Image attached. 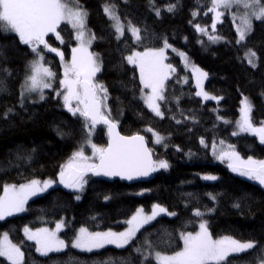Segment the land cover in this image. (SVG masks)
I'll use <instances>...</instances> for the list:
<instances>
[{"label":"trees","instance_id":"1","mask_svg":"<svg viewBox=\"0 0 264 264\" xmlns=\"http://www.w3.org/2000/svg\"><path fill=\"white\" fill-rule=\"evenodd\" d=\"M78 3L87 12L88 28L95 35L91 51L101 65L95 79L107 88L105 113H110L109 119L122 136L145 137L153 161H166L168 167L153 171L150 181L137 184L106 182L93 178L89 172L81 192L52 188L29 200L23 213L0 220V235L7 233L20 246L24 264H156L152 258L155 251L167 255L179 251L181 232H196L199 223L206 221L213 238L230 236L241 242H255L253 249L229 256L230 264L262 263L264 188L233 174L211 156L210 147L223 141L242 157L264 159V144L257 136L247 132L232 135L238 131L245 97L252 105L253 125L264 122V20H252V31L238 44L228 13L220 18L213 32V13L207 12L210 0H154L153 4L149 0H78ZM106 4L114 6L122 22L140 29V41L135 42L126 32L117 40L103 11ZM172 4L175 9L168 12L167 7ZM156 8L160 9L159 17ZM194 12L198 13L195 17ZM231 12L236 19L240 15L239 10ZM196 24L206 29L207 34L198 32ZM58 31L62 44L55 41L54 35L46 40L68 60L75 44L72 31L63 24ZM209 35L219 38L213 41ZM165 40L170 45L166 49L167 61L175 72L166 82L163 93L166 99L160 102L163 116L159 118L145 107L138 72L125 58L134 51L163 48ZM248 49L256 52L255 68L244 59ZM0 51L4 54L0 56V69L11 73L9 76L0 71V79L4 81L0 90L2 196L5 185L20 186L33 179L57 180L63 165L81 146L92 140L97 147H106L107 136L104 127H95L89 135L85 119L79 114L73 116L51 94L40 102L29 99L23 92V84L34 54L18 37L0 31ZM178 53L187 55L207 73L205 91L222 99L203 102L195 95L191 75L182 66ZM43 57L44 64L60 78L59 56L48 52ZM149 128L153 131H147ZM153 132L163 137L162 143L155 142ZM205 176L216 179H204ZM154 205L176 215H158L124 248L106 246L88 252L70 246L81 227L90 232H121L138 209L149 211ZM195 210L202 215L195 216ZM60 221H64L60 238L68 245L61 252L41 256L22 233L25 227H53ZM145 256L149 259L145 260ZM0 264L10 262L0 257Z\"/></svg>","mask_w":264,"mask_h":264},{"label":"snow or ice","instance_id":"2","mask_svg":"<svg viewBox=\"0 0 264 264\" xmlns=\"http://www.w3.org/2000/svg\"><path fill=\"white\" fill-rule=\"evenodd\" d=\"M150 4L154 0H149ZM210 7L207 12L214 13L211 28L216 31V24L220 22V18L225 15L220 9H231L233 7L243 8L245 11L239 17L240 24L237 26L238 40L241 43L245 40L246 35L252 31V19L264 20V0H210ZM114 6L105 5L104 11L110 20H114L115 31L118 34L117 40L124 35V25L120 23V17L113 10ZM175 5L167 7L168 12H172ZM205 12V15L207 14ZM155 14L160 16V9H155ZM198 13L194 12L195 17ZM87 12L84 11L78 3V0H0V31L12 33L21 44L29 46L31 51L39 58L31 64L32 74L28 76L23 85L27 92L41 91V99H44L42 90L50 88L51 83L48 81L55 76L48 67H45L42 61L43 55L39 51L40 46L43 49L56 53L64 62V54L57 48L49 45L45 39L50 33L63 43L61 34L57 29L62 23L70 24L76 29V39L80 42L79 47L72 49V59L69 63H63V79L60 85L63 90L58 91L57 96L63 97L65 108L73 116L79 114L86 121L85 126L89 128V135L95 129L98 123L108 125L109 143L107 147H97V145L88 141L92 148V156L85 155L83 148L77 150L69 162L63 166L59 174V182L65 187L81 190L83 184L86 183L84 177L91 172L96 176H119L122 179L132 180L140 176H147L150 172L159 168H167L166 161L154 162L151 157V150L146 147L144 137L141 135L122 136L115 131L116 124L109 119L110 113H105L108 99L107 88L95 79L96 74L101 71V65L96 55L88 50L91 41L95 39L92 34L86 39V17ZM234 20L236 17L233 18ZM198 32L207 34V30L199 24L195 25ZM129 31L136 41H140V29L129 24ZM219 37L209 35L210 40H217ZM170 45L165 40L163 48L146 49L145 51H134L125 59L129 65L138 68L140 74V83L143 89H149L150 92L142 97L147 107L156 115L163 116L160 105L157 101H164L165 81L170 78V74L175 72V68L171 64H166L165 49ZM0 51V56H3ZM180 55L183 56V53ZM256 52L248 49L244 59L247 63L255 68ZM11 75L7 69H0ZM199 73L196 77V87L198 91L196 96L202 97L204 101L219 99L211 96L204 91L202 80L207 78V73L195 69ZM186 82V80H185ZM4 81L0 79V90H3ZM24 93H21L23 97ZM240 109L241 118L237 122L238 131H233L232 135H238L242 132L250 133L259 138L261 144H264V122L261 126H254L251 121L252 105L248 98L242 100ZM11 111V110H9ZM180 121H177L179 123ZM228 123V121H225ZM147 131L152 132L151 128ZM155 142L162 143L163 137L153 132ZM204 144V141L201 140ZM221 144L224 142L221 141ZM208 145H205L207 147ZM215 152V145L212 146ZM231 147V146H229ZM230 159L228 167L237 172L241 176H246L250 180L257 181L264 186V160H254L251 157L244 160L241 159L234 151L231 153L221 151L217 156L218 159ZM98 160V163L96 162ZM204 179L214 180V176H205ZM53 181L31 180L27 184L5 185L3 196H0V220H4L8 216L25 211V204L31 196L51 187ZM215 199V197H211ZM76 199H80L79 196ZM239 207V205H236ZM161 213L174 216V212L169 213L167 209L154 205L151 214H145L143 209L138 210L131 219L127 220L128 228L123 232H90L87 228L81 227L79 234L71 242V247L80 249L81 251L91 252L95 249H101L105 245H115L117 248H124L131 243L140 229L149 222L156 219ZM195 216L200 217L202 213L195 210ZM64 227L63 222L56 224L55 230L41 228L32 231L24 228V234L28 240L34 241L36 251L41 256H48L52 252L63 251L68 245L63 239L57 235ZM180 239L183 247L179 251L171 255L162 254L155 251L154 256L156 264H230L228 257L232 253H239L248 249H253L255 242H241L230 236H224L214 239L210 233L207 222L199 223V231L181 232ZM147 243V241H146ZM149 247L151 245L149 244ZM137 252L141 249L137 248ZM0 257L7 259L10 264H24V253L21 248L13 244L8 234L4 233L0 238ZM149 259L148 256L144 257ZM264 264V260H262Z\"/></svg>","mask_w":264,"mask_h":264},{"label":"rangeland","instance_id":"3","mask_svg":"<svg viewBox=\"0 0 264 264\" xmlns=\"http://www.w3.org/2000/svg\"><path fill=\"white\" fill-rule=\"evenodd\" d=\"M105 7V6H104ZM104 7H103V11H104ZM113 10L115 11V13H116V10H115V8L113 7ZM221 11H223L224 13H225V15L228 13V14H230L231 15V18H232V21L234 22V28H235V32H236V34H237V37H238V33H237V26L240 24V20H239V17L243 14V12L245 11L244 9V11H242V10H240V8H237V7H235L234 9L233 8H231V9H220ZM238 11L239 10V16H238V18L237 19H233L234 17H235V13H233V12H231V11ZM104 13H105V11H104ZM117 14V13H116ZM106 15V14H105ZM214 13H213V18H214ZM106 17L108 18V16L106 15ZM108 20L110 21V25H111V28L114 30V32L116 33V31H115V27H114V24L116 23L114 20H110L109 18H108ZM252 20H254V18L252 19ZM256 21V20H255ZM120 23L121 24H123L124 25V33L126 32V33H128L132 38H133V40L136 42V40H135V38L131 35V32L129 31V24H126V23H124V22H122L121 20H120ZM63 25H66L71 31H72V35H73V38H74V41H75V44H74V46H73V48H77V47H79V41L76 39V29H73L72 28V26L70 25V24H66V23H62ZM61 24V25H62ZM86 39H88V38H90V36L92 35L91 34V32H90V30H89V28H88V25H87V17H86ZM57 31H58V29H57ZM117 34V33H116ZM49 35H54V34H49ZM48 35V36H49ZM118 35V34H117ZM47 36V37H48ZM46 37V38H47ZM45 38V39H46ZM239 38V37H238ZM54 39H55V41L57 42V43H60V41L59 40H57L56 38H55V35H54ZM62 44V43H61ZM92 44H93V40L91 41V44L88 46V50L90 51V52H92L91 51V46H92ZM72 48V49H73ZM39 51L41 52V55H43V53H48L49 51H47V50H45V49H43V46L41 45L40 46V49H39ZM33 53V52H32ZM54 53V52H53ZM34 54V53H33ZM181 53H178V55H179V57H180V60H181V63H182V66L184 67V69L187 71V72H189L190 73V75H191V78H192V81H193V85H194V87H195V89H196V92L198 91V89H197V87H196V77L199 75V73H197V72H195V69H199L201 72H204L203 70H201L199 67H197L196 65H194L190 60H189V58L187 57V55H185L184 53H183V56L182 55H180ZM96 55V54H95ZM165 55H166V57H167V53H166V49H165ZM96 58H97V60H98V62L100 63V60H99V58H98V56L96 55ZM39 58L36 56V54H34V58H33V60H32V62L33 61H35V60H38ZM71 59H72V50H71V54L69 55V58H68V60H66V59H64V62L63 63H69L70 61H71ZM59 60H60V63H61V67H60V78H56L55 76L53 77V78H51L48 82L49 83H51V87L50 88H45V89H43L42 90V94H43V96H44V98L46 97V96H48V94H51L52 96H53V98H58L59 100H60V105H64V103H63V97H62V95L61 96H57V92L58 91H66V90H63L62 88H61V85H60V80L61 79H63V72H64V68H63V63L61 62V59H60V57H59ZM32 62H31V64H32ZM166 64H169V62L167 61V58H166V60L164 61ZM42 63L44 64V62L42 61ZM31 64H30V67H29V69H28V74H27V77L28 76H30L31 74H32V70H31ZM44 66L45 67H48V65H46V64H44ZM130 66H132V65H130ZM132 67H134V66H132ZM51 71H52V69L50 68V67H48ZM135 68V67H134ZM136 70H137V72H138V75H139V80H140V74H139V70H138V68H135ZM53 72V71H52ZM54 73V72H53ZM99 74V72L96 74V76ZM173 73H171L170 74V76L172 75ZM26 77V78H27ZM96 78V77H95ZM207 79V78H206ZM206 79H203L202 80V84H203V89H204V91H205V81H206ZM26 80V79H25ZM166 82L167 81H165V85H166ZM24 83H25V81H24ZM24 85V84H23ZM141 87H142V97L144 96V95H146V94H148L149 92H150V90L149 89H143V86H142V84H141ZM23 92L25 93V94H27L28 96H29V99L30 100H32V101H35V102H40V101H42L43 99H41L40 98V96H41V91H39V90H37V91H33V92H27V91H25L24 90V87H23ZM198 97V96H197ZM199 99H201L203 102H207V101H213V102H217L216 100H207V101H204L203 100V98L202 97H198ZM143 100V103H144V105H145V107L147 108V110L149 111V112H151L155 117H159L160 118V116H156L148 107H147V105L145 104V102H144V99H142ZM160 102L161 101H157V103L160 105ZM161 109V108H160ZM162 112V111H161ZM240 118H241V114H240ZM259 126H261V125H258L257 127H259ZM250 134V133H249ZM91 141V143H93L92 142V140H90ZM94 144V143H93ZM213 145H215V152L213 151ZM230 145H228L227 143H223V144H221V143H212V145H211V147H210V154H211V156L216 160V161H219V162H222V163H224L227 167H228V165H229V163H231L232 161L230 160V159H228L227 157L226 158H224L223 160H221V159H218L217 158V156L220 154V152L221 151H224V152H228V153H231V152H235L236 154H238L239 155V153L235 150V148L234 147H229ZM81 148H83V151L85 152V155H87V156H92V148H91V146L88 144V142H86V144H84L83 146H81L79 149H81ZM240 156V158L241 159H244V160H246V159H248V158H245V157H242L241 155H239ZM255 160V159H254ZM262 160H264V159H262ZM98 161V160H97ZM96 161V162H97ZM69 161H67L64 165H66L67 163H68ZM63 165V166H64ZM63 168V167H62ZM229 168V167H228ZM229 170L233 173V174H235V175H237L238 177H240V178H242V179H245V180H248V181H250V182H253V183H255V184H258V185H260L257 181H255V180H250V179H248L246 176H241V175H239L237 172H234V171H232L230 168H229ZM61 171H62V169H61ZM88 174L89 173H87L86 175H85V177H84V180L86 181V177L88 176ZM48 181V180H47ZM51 181H53V184H52V186L51 187H49L47 190H45V191H43V192H40V193H38L37 195H34V196H31L29 199H28V201L29 200H31L32 198H35V197H37V196H40V195H43L44 193H46L48 190H50V189H52V188H55V187H59V188H66V189H68V190H70V191H73V192H77V193H79V192H81L82 190H83V188H84V186H85V184L86 183H84L83 184V187H82V189L81 190H79V191H77V190H75V189H72V188H68V187H65L63 184H61L60 182H59V177H58V179L57 180H51ZM261 187H263L264 188V186H262V185H260ZM17 187H19V186H17ZM3 194H4V192H3ZM3 194H2V196H3ZM27 201V202H28ZM27 204V203H26ZM26 204H25V206L24 207H26ZM140 209H142V208H140ZM140 209H138V210H140ZM152 209H153V207H151L150 209H149V211H145L144 209H143V211H144V213L145 214H151V211H152ZM137 210V211H138ZM136 211V212H137ZM24 212V211H23ZM23 212H19V213H16V214H14V215H17V214H20V213H23ZM164 213H161L160 215H163ZM14 215H12V216H14ZM8 217H11V216H8ZM8 217H6V218H8ZM5 218V219H6ZM60 222H63V224H64V221H60ZM59 223V222H58ZM125 225H124V227H123V229H122V231L121 232H123V231H125L127 228H128V224L127 223H124ZM146 225V224H145ZM41 228H48L49 230H55V228H56V224L53 226V227H40V228H36V229H31V228H29L30 230H32V231H36V230H38V229H41ZM62 230H64V227H63V229ZM61 230V231H62ZM60 231V232H61ZM199 231V230H198ZM60 232H58L57 233V235H58V237L60 238ZM22 233H23V235H24V237H25V239L26 240H28L27 238H26V236H25V234H24V229H23V231H22ZM79 234V229L76 231V233H75V237H76V235H78ZM2 236H3V234L2 235H0V238H2ZM9 238V237H8ZM219 238H222V237H219ZM219 238H214V239H219ZM61 239V238H60ZM10 240V239H9ZM11 241V240H10ZM28 241H30V242H32L34 245H35V242L34 241H31V240H28ZM12 242V241H11ZM13 243V242H12ZM14 244V243H13ZM19 246V245H18ZM106 246H115V245H111V244H109V245H105V247ZM20 247V246H19ZM36 247V246H35ZM182 247H183V242H182ZM65 250V249H64ZM95 250H98V249H95ZM248 250H250V249H248ZM248 250H245V251H242V252H246V251H248ZM61 252V251H60ZM242 252H239V253H232V254H230L229 256H231V255H236V254H240V253H242ZM52 253H57V252H52ZM154 256V255H153ZM4 258V257H3ZM7 260V259H6ZM155 260V259H154ZM8 261V260H7ZM9 262V261H8ZM156 262V261H155ZM260 264H262V263H260Z\"/></svg>","mask_w":264,"mask_h":264},{"label":"water","instance_id":"4","mask_svg":"<svg viewBox=\"0 0 264 264\" xmlns=\"http://www.w3.org/2000/svg\"><path fill=\"white\" fill-rule=\"evenodd\" d=\"M96 127H104L106 129L107 145H108V143H109L108 125H106V124L101 122V123H98L96 125ZM115 131L119 132L117 126L115 128ZM144 140H145L146 147H148L145 137H144ZM107 145H106V147H107ZM151 157H152V153H151ZM152 160H153V157H152ZM97 163H98V161H97ZM91 175L95 179L103 180V181H106V182H114V181L119 180V181L126 182L128 184L145 183V182L150 181L153 178V176H154L153 172H150V174L147 175V176H140V177L133 178L132 180H128V179H122L119 176H111V177L110 176H103V175L96 176V175H93L92 173H91Z\"/></svg>","mask_w":264,"mask_h":264}]
</instances>
